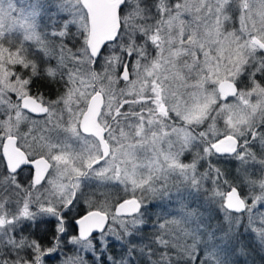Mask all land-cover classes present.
I'll return each mask as SVG.
<instances>
[{
	"label": "rangeland",
	"instance_id": "374dc122",
	"mask_svg": "<svg viewBox=\"0 0 264 264\" xmlns=\"http://www.w3.org/2000/svg\"><path fill=\"white\" fill-rule=\"evenodd\" d=\"M119 15L120 35L97 60L86 45L89 17L80 0H0V156L4 139L13 135L29 161L43 157L50 162L39 185L33 174H12L0 166V264H8V258L10 264L40 260L25 228L44 220L58 225L62 264H89V256L104 264L102 255L111 264L107 242L125 227L115 216L116 205L136 197L144 207L146 194L156 190L171 196L175 215L164 224L173 225L186 250L203 247L207 255L215 251L222 257L219 264H234L232 238L215 240L218 225L233 228L225 233L232 236L245 218L264 209V134L257 137L259 155L248 146L243 154H237L241 147L233 153L241 165L259 171L257 193L251 189L242 197L247 212L236 215L224 207L229 191L216 185L218 171L209 165L217 139L233 135L240 145L254 137V131L248 134L251 126L264 122V48L254 43L257 38L264 44V0H125ZM71 38L78 57L64 49V42L72 47ZM20 52L36 54L43 65L64 67V60L72 67L61 98L49 103L37 98L49 113L32 121L43 132L36 139L18 129L30 120L21 108L22 97L30 95L29 81L12 67L20 62ZM125 67L127 79L122 77ZM224 80L237 85L236 95L224 97L218 87ZM96 93L103 96L98 122L111 148L105 158L97 138L79 129ZM208 118V132L198 134L195 128ZM204 156L209 159L201 164ZM89 182H108L115 197L92 202ZM78 205L84 207L80 216L106 212L108 227L88 239L71 235L70 212ZM139 214L133 223L140 222Z\"/></svg>",
	"mask_w": 264,
	"mask_h": 264
},
{
	"label": "trees",
	"instance_id": "16d2710c",
	"mask_svg": "<svg viewBox=\"0 0 264 264\" xmlns=\"http://www.w3.org/2000/svg\"><path fill=\"white\" fill-rule=\"evenodd\" d=\"M232 5L235 6V8H233V6L231 8L236 12L238 8L236 9L234 1L232 2ZM67 42H69L72 47H69V44L64 42V49L68 48L69 55L71 54L74 57H78L79 47H76L78 45L73 43L72 38L67 40ZM8 43L11 47L10 49L15 46L11 41ZM65 44H67V46ZM28 45L30 46L31 44ZM7 53L9 54L8 50ZM20 53H17L18 55L16 56H21V58H19L20 62L12 67L15 71L20 73L21 78L28 79V94L33 95L36 98H41L46 103L61 98L67 90L65 78L72 67L69 68L68 63L64 60L61 61V63L65 64L64 67L52 66L49 64L43 65L41 62L37 61L38 58L36 54H30L31 56L29 55L26 57L23 52ZM48 57V59L51 58L50 56ZM70 59L73 60L72 58ZM160 112L163 116L167 114L166 112ZM165 117L171 118V115L169 114V116L166 115ZM29 118L30 120L22 122L20 125L21 127L19 126L18 129L21 128L23 131L29 132V134L34 136L35 139L39 138V136L43 135V132L40 130V126H34L32 121H38L42 117L30 115ZM208 124L209 118L205 120L203 124L199 125V129L195 128V131L198 134H206L209 130ZM189 127L194 126L190 125ZM250 128L248 134L254 131V137L249 136V138L244 139L245 141H242L239 145V148L241 147V150L243 151H240L239 149L237 154H243L245 146H248L249 151L254 149L259 155L260 148L257 145V137L264 134V122L261 126H251ZM205 141L207 144L212 142V140H207V138ZM214 154L213 157L215 159L211 164L209 163V165L218 171V177L216 179V182H218L216 185H219L220 190L225 192L230 191L232 188H236L242 197L249 196L251 189L254 193H257L256 189L259 186L256 183L257 178L259 177L258 170H255L253 166L252 168L241 165L238 160L239 157L236 159L233 154H226L223 156L216 154L218 156L217 158ZM200 159V163L202 164V162L205 163L209 159V156L206 158L204 156ZM2 165L6 171L4 157L0 156V166ZM20 171V174L22 175H24L23 173H26L27 175L32 174V168L30 165L24 166ZM24 179L26 178L24 177ZM30 185H32V182H30ZM164 194L157 190L156 192L151 191L146 194L148 197L146 201L148 202L142 207L141 213L139 214L141 216L139 223H133L136 221L134 219H136L135 217L137 216L118 217L119 221L124 222L125 227L123 228L121 225L120 229H116L114 234L118 238H111L107 242L106 254L108 253L109 255L107 260L111 264H118V262L119 264H219L222 257H220L217 252L213 251L211 255H207V251H205L203 247L186 250L185 247L180 244L183 240L178 236L176 237L173 225L169 222L164 224L165 220H169L175 215L171 208V196H168L169 198H167ZM115 195L112 185L108 182L105 184L98 182H93L92 184L89 182V197L92 199V202H99L101 198L111 199L112 197H115ZM83 208L84 207L81 205H78L75 212H70L69 230L71 235H75L78 232L75 220L84 212ZM245 212H247V210ZM263 219L264 209L260 206L259 211L257 210L255 215H252L251 217L248 216L244 219L241 225H238L236 233L232 236H227L225 233H229L233 228H230L229 226L230 229L228 228L227 231L224 228L222 229L223 226L220 225L221 223L218 225V230H216L219 234L216 233L217 239L215 240L217 243H222L226 238H232L231 250L234 264H264V234L259 236L256 231L257 229L264 231ZM119 226L120 224H116L115 227ZM57 228L58 225H56L53 220H44L38 222V224L36 223L34 227L29 226V228H25V230L28 229V237L32 243H36L38 246L35 253L40 257V260H37V264L63 263V257L58 259L59 249L58 247L56 248L57 235L55 229ZM91 257L92 256H89V264H95V261L93 262ZM32 259H29L28 257V260H31L32 264H36L37 261H32ZM101 260L104 264H107L105 263V255H102ZM246 260H249V262ZM7 261L8 264H10L9 258Z\"/></svg>",
	"mask_w": 264,
	"mask_h": 264
},
{
	"label": "water",
	"instance_id": "95a60500",
	"mask_svg": "<svg viewBox=\"0 0 264 264\" xmlns=\"http://www.w3.org/2000/svg\"><path fill=\"white\" fill-rule=\"evenodd\" d=\"M87 9L89 17V35L87 48L89 54L97 59L104 46L115 42L121 32L120 8L125 0H80ZM259 47L264 48L257 38L254 39ZM129 76L128 69L123 71V78ZM224 97L233 96L238 93V87L234 82L224 80L218 85ZM103 96L101 93L94 94L87 110L79 122V129L83 134L93 135L100 143L102 156L105 158L110 154V146L105 137V130L99 124L98 117L101 113ZM21 108L35 117H44L49 113V107L33 95H26L21 99ZM239 147V140L233 135L220 137L212 144L213 151L220 156L233 154ZM2 155L6 167L12 174L18 172L26 165L35 168L33 183L41 184L50 169V162L46 158H37L29 161L26 152L17 144L16 136H7L2 145ZM224 207L233 213L240 214L246 211L247 204L236 188H232L224 201ZM141 201L131 197L120 201L115 207V215L118 217H129L138 215L141 212ZM110 217L106 212L92 210L84 213L76 219L78 234L82 239H88L102 233L109 225Z\"/></svg>",
	"mask_w": 264,
	"mask_h": 264
},
{
	"label": "flooded vegetation",
	"instance_id": "af4514ba",
	"mask_svg": "<svg viewBox=\"0 0 264 264\" xmlns=\"http://www.w3.org/2000/svg\"><path fill=\"white\" fill-rule=\"evenodd\" d=\"M125 68H127V67H125ZM124 68V69H125ZM128 69V68H127ZM126 104L124 103V105H123V114L125 115V113H127V111H126ZM166 115V114H165ZM82 117V116H81ZM81 119V118H80ZM105 137H107V132H105ZM106 140H107V138H106ZM108 142V141H107ZM109 144V143H108ZM110 146V145H109ZM110 151H111V148H110ZM110 155V154H109ZM31 166V165H30ZM31 168H32V174L34 175V173H35V168L33 167V166H31ZM21 173V171L19 170L18 172H16V174H20Z\"/></svg>",
	"mask_w": 264,
	"mask_h": 264
}]
</instances>
